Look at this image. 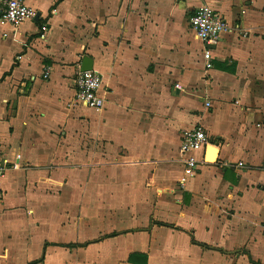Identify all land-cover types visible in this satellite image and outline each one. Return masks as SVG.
<instances>
[{"label":"crops","instance_id":"obj_1","mask_svg":"<svg viewBox=\"0 0 264 264\" xmlns=\"http://www.w3.org/2000/svg\"><path fill=\"white\" fill-rule=\"evenodd\" d=\"M23 1L38 20L0 19V264H264V0ZM86 57L102 110L73 105ZM198 126L218 154L186 179Z\"/></svg>","mask_w":264,"mask_h":264},{"label":"built area","instance_id":"obj_2","mask_svg":"<svg viewBox=\"0 0 264 264\" xmlns=\"http://www.w3.org/2000/svg\"><path fill=\"white\" fill-rule=\"evenodd\" d=\"M37 12L29 7L23 0H1L0 19L10 23L14 28L25 22L34 20ZM190 25L198 40L207 46L217 45L223 35L228 31L227 19L218 11L208 5L197 10L191 18ZM207 69H212L211 51L205 50ZM104 78L95 71L79 72L76 78V98L73 105L82 104L88 108L102 110L105 107V99L102 96ZM177 88H181L179 85ZM209 105V103H208ZM212 145V140L202 126L185 132L181 141V153L186 157L185 177H193L199 170V162L193 157L196 153L206 151ZM244 167L243 164H239ZM5 168L0 167V178L5 175ZM4 190L0 184V202L3 200Z\"/></svg>","mask_w":264,"mask_h":264},{"label":"water","instance_id":"obj_3","mask_svg":"<svg viewBox=\"0 0 264 264\" xmlns=\"http://www.w3.org/2000/svg\"><path fill=\"white\" fill-rule=\"evenodd\" d=\"M38 19H39V14L36 17V20ZM207 47L213 48L214 46H207ZM86 71H93V60L88 57H86L82 63V72H86Z\"/></svg>","mask_w":264,"mask_h":264},{"label":"bare ground","instance_id":"obj_4","mask_svg":"<svg viewBox=\"0 0 264 264\" xmlns=\"http://www.w3.org/2000/svg\"><path fill=\"white\" fill-rule=\"evenodd\" d=\"M210 157H209V161L210 162H215L216 161V157H217V154H218V150L217 148L215 147H210Z\"/></svg>","mask_w":264,"mask_h":264},{"label":"trees","instance_id":"obj_5","mask_svg":"<svg viewBox=\"0 0 264 264\" xmlns=\"http://www.w3.org/2000/svg\"><path fill=\"white\" fill-rule=\"evenodd\" d=\"M173 229H176V230H179V231H184V230H182V229H180V228H177V227H172ZM191 236H193V234L191 233Z\"/></svg>","mask_w":264,"mask_h":264}]
</instances>
